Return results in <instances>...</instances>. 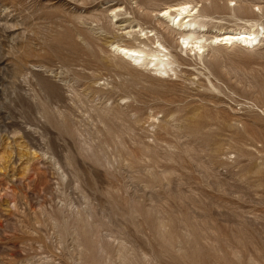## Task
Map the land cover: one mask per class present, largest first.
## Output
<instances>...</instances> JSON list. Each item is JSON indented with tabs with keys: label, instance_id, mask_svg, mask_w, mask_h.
Returning a JSON list of instances; mask_svg holds the SVG:
<instances>
[{
	"label": "rangeland",
	"instance_id": "1",
	"mask_svg": "<svg viewBox=\"0 0 264 264\" xmlns=\"http://www.w3.org/2000/svg\"><path fill=\"white\" fill-rule=\"evenodd\" d=\"M0 264H264V0H0Z\"/></svg>",
	"mask_w": 264,
	"mask_h": 264
},
{
	"label": "bare ground",
	"instance_id": "2",
	"mask_svg": "<svg viewBox=\"0 0 264 264\" xmlns=\"http://www.w3.org/2000/svg\"><path fill=\"white\" fill-rule=\"evenodd\" d=\"M192 11L193 8L187 4L170 6L160 11L157 24L159 23L167 34L178 35L182 47L194 52L196 55H202L213 44L217 45V48H228V46L236 45L238 46L237 48L244 49L246 47L254 48L261 42L259 37L263 34L259 36L260 32L258 31H232L207 37L203 34L204 27L202 25L189 20ZM158 48L146 51L142 47L134 48L116 45L114 53L116 58L123 62L127 61L126 63L130 66L133 63L141 66L152 65L159 74L173 72L174 70L171 68L173 63L170 62L172 56L165 53L167 49L162 44L159 43Z\"/></svg>",
	"mask_w": 264,
	"mask_h": 264
}]
</instances>
